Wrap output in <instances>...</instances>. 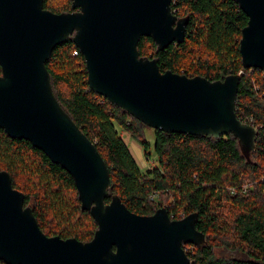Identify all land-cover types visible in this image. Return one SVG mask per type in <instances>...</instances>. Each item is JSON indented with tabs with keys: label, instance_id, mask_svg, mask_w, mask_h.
<instances>
[{
	"label": "water",
	"instance_id": "obj_1",
	"mask_svg": "<svg viewBox=\"0 0 264 264\" xmlns=\"http://www.w3.org/2000/svg\"><path fill=\"white\" fill-rule=\"evenodd\" d=\"M247 15L239 51L244 68L264 70V0H234ZM52 12L43 0H0V127L23 138L73 178L80 208L97 227L86 242L47 236L24 193L0 170V262L3 264H189L184 245L206 237L197 212L171 218L165 207L150 215L129 210L109 195V169L95 144L56 99L45 67L55 45L69 38L84 57L91 90L153 129L218 137L231 133L255 150L257 129L235 112L240 73L211 81L161 71L137 49L149 36L156 49L182 42L188 16L171 0H70ZM109 197V201L106 198Z\"/></svg>",
	"mask_w": 264,
	"mask_h": 264
},
{
	"label": "trees",
	"instance_id": "obj_2",
	"mask_svg": "<svg viewBox=\"0 0 264 264\" xmlns=\"http://www.w3.org/2000/svg\"><path fill=\"white\" fill-rule=\"evenodd\" d=\"M70 3L43 0L44 8L56 13L70 11ZM171 10L188 16L183 41L157 50L151 37L141 36L139 54L155 58L161 71L211 81L240 73L235 112L256 127L255 150L247 154L231 133L213 137L153 129L156 164L143 170L122 132L148 154L147 126L90 89L84 57L70 38L55 45L45 62L53 93L103 157L109 195L117 194L137 214L150 215L161 206L171 218L197 212L195 226L206 242L184 245L189 264H264V70L241 63L247 15L234 0H171ZM6 133L0 127V170L24 193L41 231L89 241L97 225L80 208L72 176L28 140Z\"/></svg>",
	"mask_w": 264,
	"mask_h": 264
},
{
	"label": "rangeland",
	"instance_id": "obj_3",
	"mask_svg": "<svg viewBox=\"0 0 264 264\" xmlns=\"http://www.w3.org/2000/svg\"><path fill=\"white\" fill-rule=\"evenodd\" d=\"M180 17H182V16H180ZM122 135L124 137V140L130 146V150H131L132 154L134 155V157L136 158L137 162L139 163V165L142 167L143 170H147L148 168H151L156 164L155 156H154V153L152 152L153 151L152 146L154 144L153 128L148 127V126H147V128H145V136H146V139L148 140V142L150 144V152L148 154L146 152H144L142 147L139 144H137L135 141H133L130 138V136H127L125 134V132L124 133L122 132ZM165 197L167 198V196L161 195L162 200L165 199Z\"/></svg>",
	"mask_w": 264,
	"mask_h": 264
},
{
	"label": "built area",
	"instance_id": "obj_4",
	"mask_svg": "<svg viewBox=\"0 0 264 264\" xmlns=\"http://www.w3.org/2000/svg\"><path fill=\"white\" fill-rule=\"evenodd\" d=\"M73 53H76V51H74ZM262 179H264V177Z\"/></svg>",
	"mask_w": 264,
	"mask_h": 264
}]
</instances>
